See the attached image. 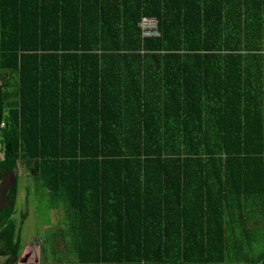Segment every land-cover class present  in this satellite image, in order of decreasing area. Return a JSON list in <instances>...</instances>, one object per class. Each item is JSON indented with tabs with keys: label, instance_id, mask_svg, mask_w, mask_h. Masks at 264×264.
Masks as SVG:
<instances>
[{
	"label": "trees",
	"instance_id": "trees-1",
	"mask_svg": "<svg viewBox=\"0 0 264 264\" xmlns=\"http://www.w3.org/2000/svg\"><path fill=\"white\" fill-rule=\"evenodd\" d=\"M0 123L78 264H264V0H0Z\"/></svg>",
	"mask_w": 264,
	"mask_h": 264
},
{
	"label": "rangeland",
	"instance_id": "rangeland-1",
	"mask_svg": "<svg viewBox=\"0 0 264 264\" xmlns=\"http://www.w3.org/2000/svg\"><path fill=\"white\" fill-rule=\"evenodd\" d=\"M18 171L13 219L20 229L19 262L27 256V264H78L62 206L47 204V192L35 188L33 170L20 165Z\"/></svg>",
	"mask_w": 264,
	"mask_h": 264
},
{
	"label": "flooded vegetation",
	"instance_id": "flooded-vegetation-1",
	"mask_svg": "<svg viewBox=\"0 0 264 264\" xmlns=\"http://www.w3.org/2000/svg\"><path fill=\"white\" fill-rule=\"evenodd\" d=\"M6 173V172H4ZM3 174H0L1 176L4 175ZM16 178V176H15ZM2 182V179L0 178V184ZM16 185H17V178H16V182L14 184V186H10L7 188L6 190V196L9 198L10 201L13 202V204H15V200L13 201L11 198L12 197H15L16 198V193H17V190H16ZM14 206V205H13ZM8 206H4L2 208V210L0 211V224L2 223V214L5 212V209L7 208ZM14 207H12L11 209H13ZM12 219L14 217V215L12 214L10 216ZM19 254L16 256L14 255L13 253V250L10 246L8 245H5L4 242H1L0 241V258H3V261H0V264H27V256L25 258H23V260L21 262H19ZM33 264V263H32Z\"/></svg>",
	"mask_w": 264,
	"mask_h": 264
},
{
	"label": "water",
	"instance_id": "water-1",
	"mask_svg": "<svg viewBox=\"0 0 264 264\" xmlns=\"http://www.w3.org/2000/svg\"><path fill=\"white\" fill-rule=\"evenodd\" d=\"M1 127V123H0ZM0 178L2 179V182L0 184V211L4 206H8L9 208L13 207V202L9 200V198L6 196V190L10 186H14L16 182V178L12 172H6L4 175H0Z\"/></svg>",
	"mask_w": 264,
	"mask_h": 264
},
{
	"label": "built area",
	"instance_id": "built-area-1",
	"mask_svg": "<svg viewBox=\"0 0 264 264\" xmlns=\"http://www.w3.org/2000/svg\"><path fill=\"white\" fill-rule=\"evenodd\" d=\"M140 25L142 26L143 29V35H156L157 33L155 32L156 28V20L154 18H143L141 20Z\"/></svg>",
	"mask_w": 264,
	"mask_h": 264
}]
</instances>
